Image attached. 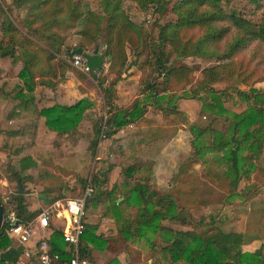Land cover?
<instances>
[{
    "label": "trees",
    "instance_id": "16d2710c",
    "mask_svg": "<svg viewBox=\"0 0 264 264\" xmlns=\"http://www.w3.org/2000/svg\"><path fill=\"white\" fill-rule=\"evenodd\" d=\"M31 1L15 0L14 4L20 5ZM134 1L141 9L152 7L153 13L160 15L167 12L168 6L172 4L173 12L177 17L175 21L165 24L158 22V46L161 48V52L154 58L156 62H153L154 59L151 57L145 65V67H149L151 73L156 72L159 75L158 78L154 77L155 80H152V77H147V79L149 78L147 88L150 90L147 98L153 101L158 109L166 112L172 104L170 96H160L161 92L185 90L186 87L192 86L195 81L193 78L194 68L186 64L176 66L174 65L175 59L189 57L217 58V64L202 69V78L198 82L199 88L196 94L184 91L183 98L200 101L202 103V111L210 114L213 118L227 117L226 119L230 123L226 131L213 129L209 125L205 127L192 126L195 134V155L202 158L215 150L224 152L221 161L228 165L226 175L231 180V185L237 187L241 179L247 177L250 170L257 167L251 161V158L260 154L264 145V92L251 87L253 82L260 80H253V75H243V72L239 70L231 57L236 51L246 47L254 40L264 43V0H243L252 7V13L258 15L256 17L258 22L256 23L246 19L240 12L225 13L221 9L223 0ZM122 2L123 0H100V5L94 7L83 0H34V4L30 7V13L33 16L28 17L26 24L31 26L34 21H39L44 27V32L38 28L30 32H23L4 16L0 22V30L2 31L0 55L2 57L8 56L14 62L20 59L15 56L14 48L19 45V47L26 49V62L18 73V77L23 81V86L17 93V97L23 98L26 96L25 91L33 93L37 85L54 88L59 82L65 80L62 76L66 74L67 70H74L64 60H60L57 66H51L54 75H59V80L52 78L36 80L33 68L37 56L29 50V47L38 46L41 40H49L50 42L46 47L49 53L48 60L56 59V55L62 52L64 42H52L56 40L57 34L51 29L62 24L64 15H67L71 21V27H76L79 23L82 24L77 34L81 35L83 40L77 47L82 46L88 50L89 45H96L97 40L105 36L107 39L106 57L111 58L117 53L118 62L116 67L120 69L121 74L127 72L130 69V66L127 65V44L130 42L134 32L140 34L139 30L141 28L122 11ZM9 8L10 6L0 5L1 11L9 13ZM106 19L107 27L104 28ZM224 21H230L234 28L242 32V34L236 35L233 43L229 45L228 52L220 46L231 31L221 26L220 23ZM194 28L203 30L201 37L199 39L186 38L187 31ZM19 35L23 36V40H19ZM73 49L69 48L66 51L70 54V50ZM76 70L74 72L78 76L83 79L86 78L81 71ZM160 77H162L161 88L158 87L159 83L156 80L160 79ZM117 81L118 79H115V81L105 86V80H102L100 84L109 93L108 100L110 105H113V99L116 98L115 86ZM223 81L230 85L238 86L241 83L251 87L249 91L237 88L239 96L249 103L245 111L241 113L230 112L224 106L221 92L212 86L217 82ZM162 100H169V105H162ZM93 107L94 102L90 98L84 97L71 106L55 104L42 108L40 114L45 118L46 126L50 130L58 133H69L78 129L88 110ZM171 109L181 111L178 107H171ZM145 111L146 108L140 103L133 105L132 109L116 107L108 121V139L115 136L121 128L143 117ZM93 129L94 135L91 139L89 150L96 154L101 141L100 123L95 122ZM206 136H212L210 143L202 142V139ZM246 150L252 154H245ZM26 159V156H24L20 160L19 171L16 170V174L20 179L23 173H26V167L33 164L30 158H28L29 164H26ZM111 168L112 166L108 170L93 173L95 184H100L102 187L104 183L108 182V174ZM134 171L133 166L124 168V173L127 177H131ZM19 183L22 185L23 181L19 180ZM124 183L128 184L129 182L124 181ZM133 184L130 189V196L125 201L131 205L137 204L141 207L139 213L141 218L140 226L136 229L140 235L147 228L155 233L159 232L160 221L167 217L184 224H193L185 215L192 208L188 204L189 201H183V205L179 209V205L172 200V196H166L165 193L160 194L154 191L147 192L148 186ZM113 189H115V186ZM97 192L96 198L98 199H102L103 194L106 193L101 189ZM0 201L5 206V213L10 209L16 210L22 222L28 223L36 216V213H26L25 193L20 187L16 196L7 202H4L0 193ZM116 203L117 199L113 198L112 205L115 206ZM161 229L163 230L164 228ZM170 231L173 232L174 237L173 240H170L168 249L172 253L175 262L184 259L187 264H264L263 245L255 252L243 253L242 244L248 243L253 239H246L244 234L240 232H225L219 226H214L205 233H200L196 230L170 229ZM10 240L11 238L7 233V225H5L0 231V249L5 250L0 258V264L5 262L15 263L21 255L22 248L10 247ZM49 244L52 254H58L60 260L62 257L69 259V253H66L64 249L66 243L59 229L54 227L52 242L50 239ZM81 253L85 258L87 257L86 248H82Z\"/></svg>",
    "mask_w": 264,
    "mask_h": 264
},
{
    "label": "rangeland",
    "instance_id": "374dc122",
    "mask_svg": "<svg viewBox=\"0 0 264 264\" xmlns=\"http://www.w3.org/2000/svg\"><path fill=\"white\" fill-rule=\"evenodd\" d=\"M14 1L0 0V5L10 6L9 13L0 10V22L6 16L23 32H30L37 28L43 31L44 27L39 21H34L31 26H27L26 24L28 17L33 16L30 13V7L34 4V0L20 5L14 4ZM83 1L94 7L100 5V0ZM121 7L122 11L130 17L131 21L138 24L141 28L139 30L140 34L134 32L130 42L127 44V65L133 66L131 68L132 73H128L127 71L126 74L120 76V69L116 67L118 62L117 53L111 58L106 57V63L108 58L106 70H104L100 78L92 75V79L88 83V87L94 88L96 92V101L94 102V104L96 103V112L92 111L91 115H96L95 117L93 116V120L99 124L105 111L110 112L111 115L114 113L116 106L109 104V93L100 84L102 80H105V86H107L115 81V79H118V83L116 84V87L119 86L117 92L119 91L122 95H119V92L117 95L119 96L118 99L123 98L124 102L121 106L123 109H132L133 105L137 103L146 104V107H144L146 108L145 115L121 128L125 132L118 135V137L124 141L126 139L131 140L130 142L138 141L143 145L138 149L131 146L129 151L125 152L123 145L120 144L121 139H114V145L111 144V148L105 149V146L102 147L104 155L101 160H98L99 142L96 154H93L91 150L86 154L88 161L87 171L78 173L79 176H83L84 180L81 182L80 177L77 178V181L74 183V190L72 191H79L80 194V191L85 188L87 178L91 172L96 173L97 171L108 170L112 160H121L125 168L133 166L135 169L132 173V184L146 185L148 186L147 191L150 192L151 190L155 192L159 188H168L169 195L179 205V209L182 207L183 201H189L188 204L192 208L185 215L193 224L186 225L187 228L205 233L210 228L219 226L224 231L240 232L244 234L246 239L261 240L264 246V145L260 154L251 158V161L257 167L251 169L249 175L242 178L237 187L231 185V180L226 175L228 165L224 161H221L224 152L215 150L202 158L195 155L196 145L193 125L202 127L209 125L213 129L226 131L230 123L226 119L227 117L213 118L210 114L203 112L200 101L183 98L184 91L196 94L199 88L198 82L202 78V69L217 64V58L189 57L175 59L174 65L176 66L186 64L194 68L193 78L195 81L192 86L186 87L185 90L161 92L160 96H170L169 98L172 100L171 107H178L181 110L176 111L170 107L166 112L161 111L154 105L153 101L147 98L150 92L147 88L148 79L152 77V80H155L154 77L158 78L159 75L156 72L151 73L149 67H145V65L151 57L154 59L161 52V48L158 46L159 30L157 24L158 22L165 24L176 20L177 17L173 12V6L170 4L168 11L162 15L154 14L152 7L144 10L141 9L134 0H123ZM221 9L227 14H231L233 11L240 12L246 19L254 23L258 22L256 19L258 15L252 13V7L243 0H223ZM106 23L107 19L104 23V28L107 27ZM70 24L71 21L68 19V16L64 15L62 24L51 29V31L57 34L56 40L52 42H64L62 52L56 55V59L52 61L48 60L49 53L46 47L50 42L49 40H41L38 46L29 47L30 52L37 56L33 68L36 80H42L43 78L59 80V75H54L51 66H57L60 60H64L68 66H72L70 60L73 50H70V54L66 50L69 48L75 49L83 39L81 35L77 34L82 24L79 23L76 27H71ZM220 24L231 30L220 44L228 52L229 45L233 43L236 35L242 34V32L234 28L230 21H224ZM202 31L201 28L190 29L186 33V38L199 39ZM18 38L19 40H23L22 35H19ZM106 41V37L102 36L97 40L96 44L100 45L102 43L101 46H104L107 44ZM92 47L93 44L89 45L88 49L91 50ZM25 51L26 49L19 47V45L14 48L15 56L20 58L14 61L15 109L17 110L18 108L20 114L22 112V105H26V96L23 98L17 97V93L23 86V81L18 77V73L26 62ZM231 58L237 64L239 70L243 72V75H253V80H260L253 82L251 87L264 92V43L254 40L246 47L232 54ZM153 62H156V60L154 59ZM72 69L74 70H71L70 73L76 75L77 73L74 71L77 70L74 67ZM65 75L62 76L63 79ZM148 76L149 78L147 79ZM87 78L85 79L88 80ZM156 80L159 83L158 87L161 88L160 82H162V77ZM212 86L221 92L222 95H220L224 106L230 112L241 113L248 108L249 103L239 96L237 88L249 91L251 89V87H248L249 85L246 86L240 83L238 86H235L223 81L217 82ZM151 96L153 97V95ZM169 100H162V105H169ZM180 101H186V103L182 102L180 107L178 105ZM15 122L16 124L19 122L18 124L22 129L14 127V131L10 133L15 139L12 140V144L9 141L5 143L4 148L8 149V156L6 161H2L4 159L2 157L0 164V193L4 202L15 197L19 187L24 190L26 198V173H23L22 180L16 174V170L20 168V160L26 156H18L17 152V150L23 149L24 154H26V119L22 121L20 118ZM211 140L212 136H206L202 139V142L210 143ZM245 154L250 155L252 153L246 150ZM1 156L3 155L1 154ZM103 163L106 164L102 165ZM93 166L96 168L93 169ZM135 174L139 175L136 177ZM158 176H160L159 180H157ZM19 180L23 181L22 185H20ZM96 185L97 192L101 189V185ZM77 194L72 192L73 196H77ZM95 196L96 193L90 201L94 200ZM176 224L181 226L179 223ZM147 230L149 229H145L144 231ZM143 241L144 246L147 248L154 242L148 239H144Z\"/></svg>",
    "mask_w": 264,
    "mask_h": 264
},
{
    "label": "crops",
    "instance_id": "0c3cea01",
    "mask_svg": "<svg viewBox=\"0 0 264 264\" xmlns=\"http://www.w3.org/2000/svg\"><path fill=\"white\" fill-rule=\"evenodd\" d=\"M1 32L0 30V39ZM96 45L91 50L84 49L93 52ZM101 45L102 43H100ZM132 67H130L128 73H132ZM14 68L13 59L0 55V164L2 157H4L2 161H6L8 156V149L4 148L5 143L9 141L12 144V140L15 139L10 133L14 131V127L21 128L19 122L16 124L15 121L20 118L22 121L26 119V154H24L23 149L17 150V152L18 156L26 155V164H29L28 158L33 161V164L26 167V213H36L37 216L44 207L55 200L64 197H75L72 192L79 194V191L72 190H74V183L77 178L80 177L81 182L84 180L83 176H79L78 173L87 171L86 154H88L91 139L94 135L95 122L93 116H96L91 115V113L92 111L96 112V103L92 109L88 110L78 129L69 133H58L50 130L46 126L45 118L40 114V111L42 108L55 104L71 106L84 97H88L95 102L96 92L94 88L88 87V83L92 79L91 76L83 73L86 78L88 77V80H86L77 74L70 73L71 70H67L65 80L59 82L54 88L37 85L33 93L26 91V105L23 104L22 108L20 107L22 110L20 114L19 109H15ZM124 74L126 72L122 73L121 76ZM118 87L115 86L116 98L113 99L112 104L122 108L124 101L122 97L118 99ZM127 94L129 93L127 92ZM119 95L122 94L119 92ZM182 102L186 103V101ZM182 102L180 101L178 104L180 107ZM143 106L146 107V104ZM114 139L121 138L115 135L110 139L100 141L98 160H101L104 155L102 147L105 146V149L111 148L110 145H114ZM130 141L129 139L125 141L121 139L120 141L125 152H128L131 146L138 149L143 145L138 141ZM104 164L106 163L102 165ZM110 165L112 168L108 174V182L101 187V190L106 193L103 194L102 199L95 196V199L90 201L87 208L88 224L82 237L81 249L86 248V258L89 262L91 264H187L184 259L177 262L173 260L172 253L168 249L170 240H173L174 237L170 229H195L187 228L186 225H189L187 223L184 224L167 217L160 221L159 232L143 230L142 235H140L136 229L140 226L139 213L141 207L137 204L131 205L125 201L130 196V189L134 185L131 183L133 181L132 176L127 177L124 174L125 167L121 160H112ZM95 168L93 166V169ZM91 173L93 174V172ZM135 175L137 177L139 174ZM159 179L160 176L157 177V180ZM124 181L129 183L126 184ZM114 186L115 189H113ZM155 192L165 193L166 196H169L168 188H159ZM113 198L117 199L115 206L112 205ZM176 223L181 224V226ZM53 235L54 227L48 230L38 227L29 245L34 246L40 239L45 237L48 241L51 239L52 242ZM144 239L154 242L147 248L144 246ZM10 241V247L23 249L12 239ZM262 245L261 240L253 239L242 244L241 248L243 253L255 252ZM64 249L68 253L69 247L67 244H65ZM4 252V249H0V258ZM66 261L67 259L62 257L61 260L55 261L53 264H65ZM4 264L14 263L5 262Z\"/></svg>",
    "mask_w": 264,
    "mask_h": 264
},
{
    "label": "built area",
    "instance_id": "2783aa9c",
    "mask_svg": "<svg viewBox=\"0 0 264 264\" xmlns=\"http://www.w3.org/2000/svg\"><path fill=\"white\" fill-rule=\"evenodd\" d=\"M107 46H100V53L105 55ZM106 56V55H105ZM72 66L89 76L100 78L108 66L100 70H91L83 55L72 54L70 60ZM92 78V77H91ZM111 113L105 111L102 114L101 141L108 139L109 118ZM120 129L117 134L124 133ZM96 193V184L93 174H89L83 191L75 197H64L57 199L45 207L32 221L22 222L16 210L10 209L5 213L4 225H7V233L13 242L23 247L20 258L14 264H53L60 260L58 254H52L47 238L40 239L34 246H30L38 227L48 230L52 227L59 229L63 235L64 242L69 247V259L65 264H91L81 253V241L87 228L88 203Z\"/></svg>",
    "mask_w": 264,
    "mask_h": 264
},
{
    "label": "water",
    "instance_id": "95a60500",
    "mask_svg": "<svg viewBox=\"0 0 264 264\" xmlns=\"http://www.w3.org/2000/svg\"><path fill=\"white\" fill-rule=\"evenodd\" d=\"M100 45H96L93 52L86 51L82 46H78L73 49L74 54L83 55L86 58V62L88 67L91 70H100L103 68L104 63L106 61V56L100 53ZM4 218H5V206L0 201V231L4 225Z\"/></svg>",
    "mask_w": 264,
    "mask_h": 264
}]
</instances>
